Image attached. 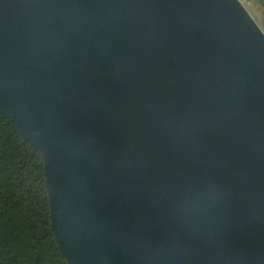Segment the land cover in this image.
Returning <instances> with one entry per match:
<instances>
[{
  "label": "water",
  "instance_id": "95a60500",
  "mask_svg": "<svg viewBox=\"0 0 264 264\" xmlns=\"http://www.w3.org/2000/svg\"><path fill=\"white\" fill-rule=\"evenodd\" d=\"M0 108L42 153L67 264H264L242 0H0Z\"/></svg>",
  "mask_w": 264,
  "mask_h": 264
},
{
  "label": "trees",
  "instance_id": "16d2710c",
  "mask_svg": "<svg viewBox=\"0 0 264 264\" xmlns=\"http://www.w3.org/2000/svg\"><path fill=\"white\" fill-rule=\"evenodd\" d=\"M0 264H67L51 227L42 153L1 108Z\"/></svg>",
  "mask_w": 264,
  "mask_h": 264
},
{
  "label": "rangeland",
  "instance_id": "374dc122",
  "mask_svg": "<svg viewBox=\"0 0 264 264\" xmlns=\"http://www.w3.org/2000/svg\"><path fill=\"white\" fill-rule=\"evenodd\" d=\"M244 5L247 7L249 13L264 30V13L260 8H263L260 4H254L251 0H242Z\"/></svg>",
  "mask_w": 264,
  "mask_h": 264
},
{
  "label": "crops",
  "instance_id": "0c3cea01",
  "mask_svg": "<svg viewBox=\"0 0 264 264\" xmlns=\"http://www.w3.org/2000/svg\"><path fill=\"white\" fill-rule=\"evenodd\" d=\"M254 4H260L263 8H260L264 13V0H251ZM259 6V5H258Z\"/></svg>",
  "mask_w": 264,
  "mask_h": 264
}]
</instances>
